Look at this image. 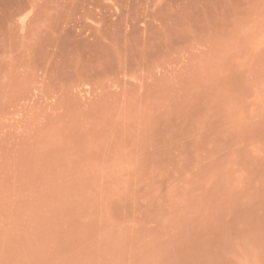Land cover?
<instances>
[{"label":"rangeland","instance_id":"obj_1","mask_svg":"<svg viewBox=\"0 0 264 264\" xmlns=\"http://www.w3.org/2000/svg\"><path fill=\"white\" fill-rule=\"evenodd\" d=\"M0 264H264V0H0Z\"/></svg>","mask_w":264,"mask_h":264}]
</instances>
